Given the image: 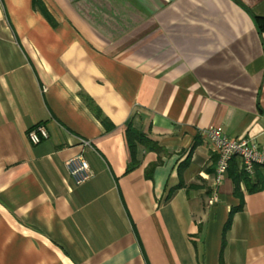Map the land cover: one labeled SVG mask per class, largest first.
Returning a JSON list of instances; mask_svg holds the SVG:
<instances>
[{"label":"crops","instance_id":"obj_1","mask_svg":"<svg viewBox=\"0 0 264 264\" xmlns=\"http://www.w3.org/2000/svg\"><path fill=\"white\" fill-rule=\"evenodd\" d=\"M256 17L264 0H0V264H264V167L215 185L202 133L264 146ZM129 124L156 148L131 151Z\"/></svg>","mask_w":264,"mask_h":264},{"label":"built area","instance_id":"obj_2","mask_svg":"<svg viewBox=\"0 0 264 264\" xmlns=\"http://www.w3.org/2000/svg\"><path fill=\"white\" fill-rule=\"evenodd\" d=\"M208 140L211 151L216 155L214 169V184L222 182L228 172L233 158L239 160V169L248 176L253 175L255 167H264V146H260L253 138H228L221 127H210L202 131ZM48 137L47 130L42 125L30 129L27 138L32 144H38ZM83 146L89 142L81 140ZM68 172L76 184H81L91 178L89 164L82 156H75L66 162Z\"/></svg>","mask_w":264,"mask_h":264},{"label":"trees","instance_id":"obj_3","mask_svg":"<svg viewBox=\"0 0 264 264\" xmlns=\"http://www.w3.org/2000/svg\"><path fill=\"white\" fill-rule=\"evenodd\" d=\"M43 14L47 18L49 17L47 11L43 10ZM255 23H256V25H257V27H258V29L260 31H264V18L256 17L255 18ZM126 138H127V143L129 145V148L131 149V151L134 150L136 145H142L146 149H154V148H156V144L154 142L149 140L145 136L144 133H142L141 131H139L136 128L132 127L130 124L128 125V127L126 129ZM257 167H260V166H256L255 168H257ZM229 170H232L231 176H232L233 180L235 181V183H238L239 181H244L246 183V186L248 187L249 176L244 171L240 170L237 167L236 158H233L231 160V162L229 164L228 171ZM251 191H253V189H251ZM236 194H239V193L236 191ZM233 212H234V209H232L230 211L226 227L228 226V224L230 222V219L232 217Z\"/></svg>","mask_w":264,"mask_h":264}]
</instances>
